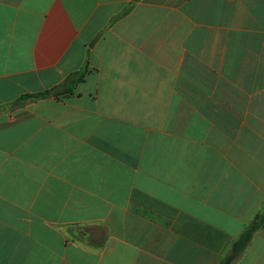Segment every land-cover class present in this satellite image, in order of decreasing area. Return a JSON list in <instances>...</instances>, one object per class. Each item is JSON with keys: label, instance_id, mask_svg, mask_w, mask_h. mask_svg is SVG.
Listing matches in <instances>:
<instances>
[{"label": "crops", "instance_id": "1", "mask_svg": "<svg viewBox=\"0 0 264 264\" xmlns=\"http://www.w3.org/2000/svg\"><path fill=\"white\" fill-rule=\"evenodd\" d=\"M263 215L264 0H0V264H264Z\"/></svg>", "mask_w": 264, "mask_h": 264}, {"label": "trees", "instance_id": "2", "mask_svg": "<svg viewBox=\"0 0 264 264\" xmlns=\"http://www.w3.org/2000/svg\"><path fill=\"white\" fill-rule=\"evenodd\" d=\"M81 78L83 77H78L77 79H70L71 82L73 83V86H71L65 93H72L73 92V87L75 84L78 83V80L81 81ZM49 93H39L34 95L33 97H40V96H45L48 95ZM262 221L264 222V215L261 217ZM259 228V224L258 221H255L253 224H251L248 227V230L244 233V235L241 237V240L239 241V243H237V245H235L236 247H238V249L233 250L234 254L239 253L241 251V248L245 247V245L250 241V238L252 237V234L254 231H256Z\"/></svg>", "mask_w": 264, "mask_h": 264}]
</instances>
